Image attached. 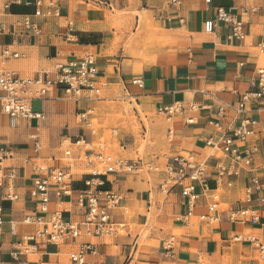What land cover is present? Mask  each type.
<instances>
[{
	"label": "crops",
	"instance_id": "crops-1",
	"mask_svg": "<svg viewBox=\"0 0 264 264\" xmlns=\"http://www.w3.org/2000/svg\"><path fill=\"white\" fill-rule=\"evenodd\" d=\"M102 1L106 4L43 0V9L55 5L60 9L59 15L43 17L35 15L36 0H0V24L7 30L0 33V70L15 68L25 76L39 71L54 75L58 62L91 53L97 57L101 78L107 81V93L95 100L77 101L61 88H51L45 98L31 101L33 112L41 116L19 118L15 124L3 109L0 90L2 264H22L24 260L28 264H69L71 250L83 241L99 242V252L88 256V264H264L260 248L264 245V189L256 192L251 202L245 196L250 176H258L264 183V97L250 105L255 134L246 147L252 149L253 164L243 166L232 186H220L215 166L230 159L220 148L206 143L216 132L211 121L221 118L220 106L236 104L244 93L257 89L258 71L264 67V0H180L176 4L170 0ZM220 6L244 21L243 38L230 37L232 27L223 21L217 23L214 32L205 29L206 20L215 18ZM242 7L248 11L241 12ZM25 14L38 22L40 32H27L18 23ZM6 46L23 56L5 58L2 51ZM136 78L143 80L142 87L133 82ZM252 83L255 86L251 87ZM132 98L138 106L155 112L165 105H182L180 113L168 120L172 141L166 146L172 154L153 153L140 158L166 165L175 156L188 154L205 161L210 189L219 193L217 220L202 217L210 213L212 198L206 194L196 200L187 222L181 220L189 205L180 185L161 188L163 173L147 171L149 179H139L131 178L132 172L95 176L87 170L74 171L85 164L68 160L62 147L64 140L75 155L81 151L75 144L80 137L90 142L105 139L113 152L103 114L108 107L123 105V100L133 104ZM110 99L117 103L105 104ZM88 107L95 109L93 118L99 126L95 133L79 121L78 113ZM232 118V111L223 116L226 127ZM112 129H117L116 135ZM110 130L111 138L123 141L126 149L128 136L119 134L117 127ZM34 136L40 143L38 149ZM3 148L12 149V156ZM39 164H70L74 171L71 193L58 196L52 192L48 211L42 209L39 196L34 194ZM91 177L104 181L100 189L113 188L123 195L121 205L113 212L124 225L122 229L112 238L84 235L61 245L40 242L32 252L14 259L11 253L15 244L39 227L36 222H26L27 216L49 217L57 209L66 218H84L86 180ZM9 183L13 184V198L7 195ZM244 206L258 210V223L235 216Z\"/></svg>",
	"mask_w": 264,
	"mask_h": 264
},
{
	"label": "built area",
	"instance_id": "built-area-1",
	"mask_svg": "<svg viewBox=\"0 0 264 264\" xmlns=\"http://www.w3.org/2000/svg\"><path fill=\"white\" fill-rule=\"evenodd\" d=\"M95 3H104L102 0H93ZM171 3H180V0H170ZM36 16L52 17L59 15L58 6H48L43 9V0H36ZM255 11V8L251 9ZM241 12H247V8H240ZM219 21L228 23L232 27L230 37L243 38L244 21L238 18L230 9L220 6L215 18L208 19L205 22V29L208 32H214ZM27 32H40L39 24L32 18L30 14H25L21 21ZM6 27L0 24V33L6 32ZM261 47L264 49V42ZM22 54L14 52L9 46L4 47L2 56L5 58H19ZM23 56V55H22ZM134 83L144 85L143 80L136 78ZM257 89H252L244 93L242 99L236 104H224L219 108L220 119L212 120L215 126L214 134L206 139V143L213 147H218L222 153L230 159L229 163L217 162L216 172L218 175L217 182L220 186L227 184L232 186L237 178H240L243 166H251L253 164L252 149L246 143L255 134V119L251 114L250 105L264 97V67L258 71L256 82ZM251 84V87L255 86ZM107 81L101 78V70L97 57L94 54L87 53L82 56H74L70 59L57 63L56 72L51 75L49 71H39L33 76H25L15 68H3L0 70V90L3 92V109L9 114L12 124H15L19 118L39 117L41 113L33 112L31 101L35 98H45L51 88H61L67 97L79 100H95L99 99ZM182 105L174 103L159 108V112L164 114L167 120H171L173 116L179 114ZM233 113L230 126H225L223 116L228 112ZM95 109L88 107L82 109L78 113L79 121L86 127L90 128L94 133L98 126L96 125L93 114ZM193 118L189 121L193 122ZM172 133V128L169 129ZM112 134H117V129H112ZM35 139V148L40 147L37 137ZM62 147L68 160H83L86 165L92 168L93 175H101L108 173L127 174L130 172L139 173L146 169L148 172H160L164 174L161 188L169 189V185H180L181 192L189 205V211L180 215V219L187 222V216L192 214V208L196 200L203 194L212 198L209 205L210 213L206 217L210 221L218 219L215 214L219 204V193L212 192L207 177V165L205 161H197V159L188 154H179L173 160L166 164L160 165L156 161L143 162V159L125 158L116 156L109 150L107 140L99 138L94 142L87 141L86 138L80 137L75 144L81 147L78 154H74L73 149L65 144ZM120 147L124 149L126 144L120 141ZM9 156L13 154V150L2 149ZM38 175L34 178V194L39 196L40 204L44 211H48V204L51 200L52 192L61 196L70 194L72 191L71 181L74 171L69 164L68 166H46L39 164L36 167ZM102 180L91 177L86 180L88 189L86 190L87 201L85 202V213L82 220H74L66 218L61 210H55L49 217L43 216H27L25 221L28 223L36 222L39 227L32 233L24 236L22 241L15 244L12 250V257L19 260L21 255L28 254L34 250L40 242H51L61 245L67 241H75L81 236H93L96 238H112L124 226L114 218V210L121 205L123 195L113 188L100 189ZM249 184L245 189L247 202L253 200V195L264 189V183L258 176L252 175L249 178ZM7 195L11 198L15 196L13 192V184L9 183ZM236 217L247 222L258 223L260 213L256 208L244 206L237 210ZM172 244V243H169ZM171 246V245H170ZM172 247V246H171ZM264 254V245H260ZM99 252V242L83 241L71 250L69 254V264H88L89 255H97ZM0 264L2 261L0 260ZM22 264H28L22 261ZM102 264V263H99Z\"/></svg>",
	"mask_w": 264,
	"mask_h": 264
},
{
	"label": "rangeland",
	"instance_id": "rangeland-1",
	"mask_svg": "<svg viewBox=\"0 0 264 264\" xmlns=\"http://www.w3.org/2000/svg\"><path fill=\"white\" fill-rule=\"evenodd\" d=\"M116 13L121 12L116 10ZM114 88L118 90V85H115ZM106 93L107 92H104V94ZM132 100L133 104H130L128 100H123L121 102L123 105L115 106L113 108L108 107L103 114L105 124H109L107 129L108 135L106 138H109L112 141V150L115 155L126 158H138L146 157L147 154H151L153 156L155 154L158 155L164 153L172 154L166 146L172 141V135H168V127L171 125V122L167 120L164 114L155 112L152 109L147 108V106H138L135 99L132 98ZM116 103L117 102L113 99L105 102V104L111 106ZM112 126L117 127L120 130L119 134L124 132V135L128 136L126 149H122L120 147L118 138H111L110 127ZM81 161L83 165L85 164L84 168H75L74 171L92 170V168L86 165L85 161ZM57 165L60 166L61 163H58ZM149 175L150 174L147 170L144 169L139 173L132 172L130 177L133 178L138 176L140 179L145 176L149 179ZM110 241H113V239ZM66 253H68V251Z\"/></svg>",
	"mask_w": 264,
	"mask_h": 264
}]
</instances>
